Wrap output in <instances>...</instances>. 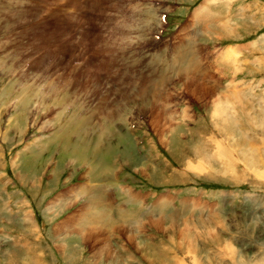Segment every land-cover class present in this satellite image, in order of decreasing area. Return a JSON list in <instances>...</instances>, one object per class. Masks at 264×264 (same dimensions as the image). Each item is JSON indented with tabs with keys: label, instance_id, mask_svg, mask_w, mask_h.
I'll list each match as a JSON object with an SVG mask.
<instances>
[{
	"label": "rangeland",
	"instance_id": "rangeland-1",
	"mask_svg": "<svg viewBox=\"0 0 264 264\" xmlns=\"http://www.w3.org/2000/svg\"><path fill=\"white\" fill-rule=\"evenodd\" d=\"M5 2L0 264H264V0Z\"/></svg>",
	"mask_w": 264,
	"mask_h": 264
},
{
	"label": "crops",
	"instance_id": "crops-1",
	"mask_svg": "<svg viewBox=\"0 0 264 264\" xmlns=\"http://www.w3.org/2000/svg\"><path fill=\"white\" fill-rule=\"evenodd\" d=\"M110 171L113 172V170H110ZM108 177H110V176H108ZM109 199L111 200V197L110 196H109ZM125 201H126V203H125ZM123 202L127 205V208L128 209L129 208L131 209L133 207V201H131L129 199V197H126V200H124ZM129 205H131V207H129ZM100 211L102 212L101 215H97V214H94L92 212H87V213L83 214L80 217V219H85L86 221H90V220H92V218H94L93 220H96L97 221L98 219H100L101 222L105 221V222L109 223V221L106 218V216H107L108 213H106L105 211H103V209H100ZM103 213H105V214H103ZM70 262H72L73 264H75V262H76V256L74 255V253H72L71 256H70Z\"/></svg>",
	"mask_w": 264,
	"mask_h": 264
},
{
	"label": "bare ground",
	"instance_id": "bare-ground-1",
	"mask_svg": "<svg viewBox=\"0 0 264 264\" xmlns=\"http://www.w3.org/2000/svg\"><path fill=\"white\" fill-rule=\"evenodd\" d=\"M3 6H7L8 7V5L6 4V2L5 3H2V0H0V8H2ZM23 84V83H22ZM231 92V91H230ZM229 93V92H228ZM236 96V95H235ZM243 117V116H242ZM247 118H249V117H247ZM242 119H244V118H242ZM261 121V120H260ZM224 122V121H223ZM81 125V124H80ZM72 126V125H71ZM176 126V125H175ZM248 127V126H247ZM252 127V126H251ZM76 129V130H75ZM237 129V128H236ZM258 130V129H257ZM236 131V130H235ZM81 132H85V130L83 129V128H81L80 126H77V128L76 127H74V134L73 135H76V136H78V135H81ZM237 132V131H236ZM225 133V132H224ZM82 135H83V133H82ZM175 136H177V135H175ZM70 137H72V136H70ZM87 137V136H86ZM171 137H172V135H171ZM243 137V136H242ZM67 138V137H66ZM82 138V137H81ZM88 138H90V137H88ZM85 139V138H84ZM84 139H82V140H84ZM65 140V139H64ZM73 140V139H72ZM90 140V139H89ZM215 141H216V139H214ZM91 141V140H90ZM88 142V141H87ZM242 142V141H241ZM245 142H246V140H245ZM83 143V142H82ZM217 143V142H216ZM240 143V142H239ZM247 143V142H246ZM92 144V143H91ZM245 147L247 146L246 144H244V143H242ZM89 145V144H88ZM93 145V144H92ZM176 145V144H175ZM179 145V144H178ZM86 146V145H85ZM84 146V147H85ZM91 146V145H90ZM239 146V145H238ZM63 147V146H62ZM65 147H67V146H65ZM88 147V146H87ZM240 147V146H239ZM95 148V147H94ZM176 148V147H175ZM220 150H222V151H226V148L225 147H218ZM218 148H216V149H218ZM241 148V147H240ZM85 149V148H84ZM87 149V148H86ZM99 149H101V148H99ZM177 149V148H176ZM180 148H178V150H179ZM257 150V149H256ZM244 151H246V150H244ZM216 152V151H215ZM179 154H181V153H179ZM83 155V154H82ZM96 155V154H95ZM215 155V154H214ZM84 156V155H83ZM232 156V155H231ZM262 157V156H261ZM14 166V165H13ZM95 166V165H94ZM97 166V165H96ZM96 166L93 168V171L96 169ZM101 168L102 167H100V171H104V170H106L105 169V167H104V169L103 170H101ZM110 171V170H109ZM111 172V171H110ZM112 173V172H111ZM99 173H97V174H95L96 176H97V178L96 179H99L98 178V175ZM34 183V182H33ZM37 183V182H36ZM112 184V183H111ZM126 189H128V188H126ZM107 196V195H106ZM126 200V199H125ZM131 200H132V198H131ZM135 201V200H134ZM125 203H126V201H125ZM133 213V212H132ZM103 214H105V213H103ZM138 214V213H137ZM121 221V220H120ZM123 221V220H122ZM118 222V221H117ZM36 259V258H35Z\"/></svg>",
	"mask_w": 264,
	"mask_h": 264
}]
</instances>
